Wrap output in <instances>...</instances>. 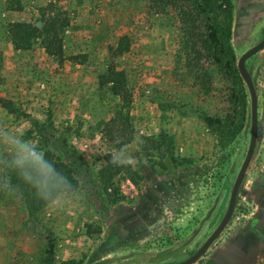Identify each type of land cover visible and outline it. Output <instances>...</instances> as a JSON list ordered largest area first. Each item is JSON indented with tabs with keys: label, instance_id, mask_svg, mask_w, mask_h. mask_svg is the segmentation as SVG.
Here are the masks:
<instances>
[{
	"label": "rangeland",
	"instance_id": "374dc122",
	"mask_svg": "<svg viewBox=\"0 0 264 264\" xmlns=\"http://www.w3.org/2000/svg\"><path fill=\"white\" fill-rule=\"evenodd\" d=\"M250 1L236 0L232 53L217 62L208 13L198 7L203 0H0V98L51 118L86 161L76 169V189L29 214L3 181V167L27 158L25 145L42 151L27 134L28 121L0 104V264H40L48 235L56 242L53 264L172 263L200 247L226 210L249 144L250 99L237 60L261 35L264 15L246 40L234 28ZM55 14L68 18L62 61L42 45L14 48L12 22L40 27ZM123 35L129 50L115 55ZM112 63L126 74L128 105L100 84ZM249 67L258 96L256 147L229 223L193 264H264V51ZM206 116L219 122L209 126ZM132 128L168 133L176 161L139 185L118 175L117 189H109L115 200L104 201L90 177Z\"/></svg>",
	"mask_w": 264,
	"mask_h": 264
},
{
	"label": "trees",
	"instance_id": "16d2710c",
	"mask_svg": "<svg viewBox=\"0 0 264 264\" xmlns=\"http://www.w3.org/2000/svg\"><path fill=\"white\" fill-rule=\"evenodd\" d=\"M198 7L203 13H208L207 39L212 45L214 59L221 62L223 56L232 53L229 39L234 0L219 2L203 0L199 2ZM67 25L68 18L56 14L44 20L40 27L31 22L15 21L10 24V40L14 48L19 50H30L35 44L42 45L48 54L62 61L65 58L62 34ZM129 47V36L123 35L113 49V53L120 56L127 52ZM227 67L236 71L231 58L227 60ZM99 79L101 85L109 84L112 94L118 96L124 105H128L131 98L126 74L122 69H117L114 63L109 64L106 73ZM0 104L9 113L24 117L28 121L27 134L35 140L37 149L42 151L43 159L54 168L52 172L46 171L39 160L29 155L24 160L23 167L12 161L6 162L3 167V181L17 191L29 214H37L60 194L77 188L76 169L83 166L86 161L75 148L74 140L60 133L51 118L40 119L28 114L16 107L11 100L0 98ZM204 121L209 126L219 122L209 116H206ZM173 148V139L164 131L151 135L143 133L138 128H132L125 140L118 144L113 152L103 156L104 165L90 177L95 192L104 201H111L115 198L112 199L109 189L115 186L118 175H122L133 185L155 179L158 172L167 168L168 162L176 161ZM114 157H121L124 160L130 157L132 163L114 162ZM22 172L29 173L32 181H26ZM37 186L47 193V198L41 196ZM114 189L116 190L117 187L115 186ZM55 248L54 238L48 235L40 264H53ZM63 264H76V262L71 260Z\"/></svg>",
	"mask_w": 264,
	"mask_h": 264
},
{
	"label": "water",
	"instance_id": "95a60500",
	"mask_svg": "<svg viewBox=\"0 0 264 264\" xmlns=\"http://www.w3.org/2000/svg\"><path fill=\"white\" fill-rule=\"evenodd\" d=\"M264 46V39L258 43L256 46L250 48L247 50L237 61V69L238 72L245 82L247 86V90L249 93V99H250V136H249V144L246 151V154L244 156V159L242 161V164L239 168V171L236 175V178L234 180V183L232 185L230 196L228 200V204L226 207V210L217 224V226L214 228V230L208 235V237L205 239V241L200 245V247L192 253L187 258L178 261V262H172V263H160V264H193L195 263L203 254L209 249V247L213 244V242L220 236V234L223 232L225 227L230 221V218L233 214L237 196L241 187V184L243 182V179L245 177L246 170L249 166V163L251 161V158L253 156L256 141H257V135H258V96L256 92V88L254 85V82L248 73V71L245 68L244 62L245 60L256 53L258 50H260ZM122 264H149V263H122Z\"/></svg>",
	"mask_w": 264,
	"mask_h": 264
},
{
	"label": "flooded vegetation",
	"instance_id": "af4514ba",
	"mask_svg": "<svg viewBox=\"0 0 264 264\" xmlns=\"http://www.w3.org/2000/svg\"><path fill=\"white\" fill-rule=\"evenodd\" d=\"M235 4H236V0H234V8H235ZM263 15H264V0H251L250 2H247L242 8V10H239L236 15V25L234 28L235 38L238 39L239 41L248 39L249 32L257 26L258 22L261 20ZM260 32H261V35L257 36L256 39H254L252 42L248 44V46L240 53L238 59L247 50L256 46L258 43H260L264 39V28H262ZM262 51H264V46L260 50H258L256 53L248 57L244 62L245 68L250 74L253 81H254V73L250 69L249 64L251 60L258 57V55ZM256 71H257V68H256Z\"/></svg>",
	"mask_w": 264,
	"mask_h": 264
},
{
	"label": "clouds",
	"instance_id": "9594fccd",
	"mask_svg": "<svg viewBox=\"0 0 264 264\" xmlns=\"http://www.w3.org/2000/svg\"><path fill=\"white\" fill-rule=\"evenodd\" d=\"M24 151L27 152L28 155L31 156L33 159L39 160L41 162V164H42V167L46 171H48V172L54 171L53 166L51 164H49L47 161H45L43 159V156L40 155V154H38L34 148H29L27 145H25L24 146ZM24 159H26V157L18 160L17 161V164L19 166L23 167ZM114 162H119V163H125V162L132 163V159L129 157V158H127V160H124L121 157H114ZM21 174H22L23 178L26 181H28V182H31L32 181V177H31V175L29 173L22 172ZM37 187H38V190H40L41 196L44 197V198H47V193L44 192L42 189H40L39 186H37Z\"/></svg>",
	"mask_w": 264,
	"mask_h": 264
}]
</instances>
